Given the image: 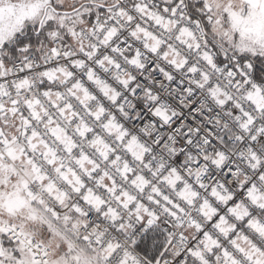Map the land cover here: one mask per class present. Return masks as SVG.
<instances>
[{"label": "snow or ice", "instance_id": "6c2138e0", "mask_svg": "<svg viewBox=\"0 0 264 264\" xmlns=\"http://www.w3.org/2000/svg\"><path fill=\"white\" fill-rule=\"evenodd\" d=\"M0 264H264V0H0Z\"/></svg>", "mask_w": 264, "mask_h": 264}]
</instances>
